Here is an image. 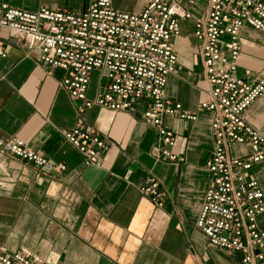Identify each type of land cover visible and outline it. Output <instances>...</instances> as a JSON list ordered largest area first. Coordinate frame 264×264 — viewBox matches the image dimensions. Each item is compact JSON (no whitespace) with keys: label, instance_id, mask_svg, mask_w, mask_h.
I'll list each match as a JSON object with an SVG mask.
<instances>
[{"label":"crops","instance_id":"0c3cea01","mask_svg":"<svg viewBox=\"0 0 264 264\" xmlns=\"http://www.w3.org/2000/svg\"><path fill=\"white\" fill-rule=\"evenodd\" d=\"M8 1L32 11L43 6L84 11L89 2ZM112 1L119 9L140 11L149 0ZM175 1L183 3L191 17L181 20L180 34L172 39L179 60L165 92L197 117L163 116L176 137L170 148L161 142L157 127L143 118L148 98L139 101L135 112L91 105L85 123L110 144L101 167H85L82 154L63 134L77 124L80 103L60 86L63 70H51L41 61L39 49L27 50L0 26V135L22 137L51 162L67 165L63 172H42L0 153V247L25 246L54 264H241L240 253L210 247L196 225L214 143L213 112L199 108L210 88L194 36L208 0ZM239 43L238 73L263 72L264 32L244 25ZM107 83L103 71L94 70L88 98L94 99ZM245 116L264 134V93ZM249 148L230 143L229 152L237 156ZM166 149L178 157L169 158ZM254 166L249 175L264 188V167ZM149 175L159 180L161 204L140 189ZM258 222L264 226V213Z\"/></svg>","mask_w":264,"mask_h":264},{"label":"built area","instance_id":"2783aa9c","mask_svg":"<svg viewBox=\"0 0 264 264\" xmlns=\"http://www.w3.org/2000/svg\"><path fill=\"white\" fill-rule=\"evenodd\" d=\"M190 17L187 7L175 0H149L140 11L119 9L112 0H89L84 11L46 6L32 11L0 0V26L8 28L27 50L39 49L41 61L51 70H63L60 86L80 102L77 124L63 134L80 151L85 167H101L110 146L106 137L85 123V112L93 104L135 112L139 101L148 98L143 118L157 127L161 142L170 148L176 137L164 125L163 116L196 119V114L183 110L165 92L179 60L172 39L180 34L181 20ZM244 25L264 32V0H208L205 17L194 26L210 88L199 108L213 112L214 140L206 161L210 177L196 225L210 247L240 253L241 264H261L264 226L258 218L264 213V188L249 173L256 164L264 167V134L247 121L245 112L264 93V71L238 73L239 31ZM0 54H4L1 48ZM94 70L103 71L108 83L89 99ZM230 143L250 148L234 156ZM169 149L163 151L166 156L178 157ZM0 153L29 162L42 172L67 169L19 136L0 135ZM159 186V180L149 175L140 189L161 204ZM0 264L54 263L25 246L15 250L1 246Z\"/></svg>","mask_w":264,"mask_h":264},{"label":"rangeland","instance_id":"374dc122","mask_svg":"<svg viewBox=\"0 0 264 264\" xmlns=\"http://www.w3.org/2000/svg\"><path fill=\"white\" fill-rule=\"evenodd\" d=\"M256 168H257V167H256V166H254V170H256ZM250 176H251V177H254V176H252V175H250Z\"/></svg>","mask_w":264,"mask_h":264}]
</instances>
